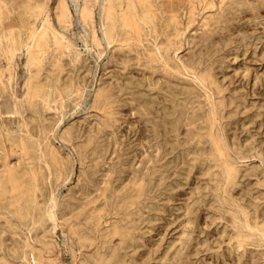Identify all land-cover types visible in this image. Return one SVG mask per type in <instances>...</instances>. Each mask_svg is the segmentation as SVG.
I'll list each match as a JSON object with an SVG mask.
<instances>
[{
    "label": "bare ground",
    "instance_id": "obj_1",
    "mask_svg": "<svg viewBox=\"0 0 264 264\" xmlns=\"http://www.w3.org/2000/svg\"><path fill=\"white\" fill-rule=\"evenodd\" d=\"M96 1L80 0L77 18L87 32L89 43L99 51L101 36L94 19ZM216 1L220 10L205 13ZM261 2L264 0H102L100 11L103 40L122 53L132 54L135 63L141 62L149 73L161 72L148 84L165 89L170 103L163 107L165 117L152 113L147 118L151 122V138H156L160 131H174V139L178 141V127L184 126L185 140L198 145L192 149L190 166L201 161V168L208 175L206 193L211 195L219 215L227 214L231 228L229 242L234 249H244L248 243L264 249V211L259 210L258 202L246 203L234 194L236 191L233 193L242 171L240 163L248 157L261 159L262 153L254 145L241 146L228 136L231 105H242L244 100L224 91L216 76L224 54L220 44L214 43V36L227 28V10L249 8ZM223 3L227 6L223 7ZM200 14H203L200 40L206 47L184 56L180 53L184 34ZM53 17L56 24L52 22L48 0H0V97L8 90L14 97L16 56L24 50L27 72L22 93L29 113L26 119L22 116L16 98L12 106L21 121L18 129L12 130L3 123L0 107V264H61L54 253L53 231L58 220L68 224L70 246L76 245L81 253L79 264H151L148 258L139 257L136 250L142 225L149 223L152 213L158 210L155 197L165 183V176L160 174L155 180L156 172L160 171L155 163L159 152H155V158L148 155L150 163L144 170L131 167L130 173L117 181L124 153H116V160L110 165L106 160L112 139L108 135L118 120L117 104L121 100L114 86L101 84L95 88L90 103L97 113L95 122L86 130L75 125L62 129L59 137L70 143L80 162L79 182L76 189L63 197L56 195L58 184L70 173L71 158L52 141L55 129L46 112L51 107L61 110L65 97H71L75 105L84 92V80L73 70L81 63L80 50H75L71 38L63 31L72 22L66 0H55ZM230 40L225 32L221 40L223 47L229 46ZM121 62L123 66L128 63ZM161 81L164 86H159ZM120 82L117 83L120 88L132 89L130 81L127 85ZM130 92L136 106L144 105L133 96L134 89ZM143 111L150 112L146 106ZM159 140L154 146L150 143V147L160 150L163 139ZM258 183L264 185L262 180ZM258 198L264 200V194ZM192 209L186 203V225L191 223ZM182 237L179 239L183 243ZM83 248L92 250L83 253ZM160 259L166 261L167 253L160 255Z\"/></svg>",
    "mask_w": 264,
    "mask_h": 264
},
{
    "label": "rangeland",
    "instance_id": "obj_2",
    "mask_svg": "<svg viewBox=\"0 0 264 264\" xmlns=\"http://www.w3.org/2000/svg\"><path fill=\"white\" fill-rule=\"evenodd\" d=\"M66 1L72 16V22L68 27L63 29V31L71 38L75 50H80L81 63H78V66L76 65L73 70L79 73V75L81 74L80 77L84 80V92L76 103L77 105H74L71 97H65L61 110L58 109V107H51L46 112V116L51 120L52 128L55 129V134L54 131L52 134V141L59 147L63 154L68 153L71 158L70 173L66 180H61L58 184L56 195L59 198L63 197L68 194L71 189H76L79 182L78 175L80 162L77 156H75L76 153H74V149L69 145L70 143L59 137L62 129L68 127V125H75L76 127H81L82 129L85 128L83 130H86L88 125L95 122L97 113V110L92 108L90 103L92 100L91 95H93L95 88L101 84L111 87L114 86L113 89L114 91L117 89L116 92L119 91L118 93L121 100L118 103L119 105L117 104L118 112L116 115L119 117L116 125H114V131L112 130L110 135H108V138L112 139L110 149L106 153V160L110 165L116 160V153H124L123 155L125 159L121 171L118 172L121 174L117 175V181L124 178V174L126 175L130 173L131 167L137 168L139 166V168L144 170L145 166L150 163L148 155L155 158L154 156L157 152H159L157 157L158 160L155 163L160 171L156 172L155 180H158L157 178H160L161 175L165 176V183H163L157 191V194L160 192V195L158 194L155 197V200L158 201V210L155 209V212L152 213L150 222L146 223V225L143 224L141 227L140 233L142 235L139 238L138 244L140 245H138L136 250L137 255L139 257L148 258V261L151 264H264V249H262V246H251L252 244L248 243L244 245V249L240 247L241 249L235 248L236 250L231 246L229 242L231 228L227 221L228 218H226L228 216H226L227 214H222L223 217L221 214L219 215L212 205L213 202L211 195L206 193L207 188L205 185L208 184V175L201 168V161L197 160L194 165L190 166L193 163L192 149L198 145L185 140L184 126L179 125L178 127L177 138L179 142L174 139V131H167L164 133H161L160 131L156 138L160 139L159 141L163 139V146L160 150L153 148L154 144L158 142V139L151 138V122L147 118H151L152 113L153 115L155 114V116L159 115L165 117L166 109L164 110L163 107L166 105L169 106L170 103L166 98L165 89L155 88L148 84L150 80L155 79V75H160L161 72L149 73L148 69H146L141 62L139 64L135 63L132 54H127V52L122 53L114 48L113 44H109L106 40H103L104 36L101 33L100 15L102 0L96 1L94 9L95 27L98 36L102 37H100L101 49L99 51L93 48L89 43L86 34L87 32L77 18V8L80 0ZM54 3L55 0H48L51 19L52 22L56 24L53 17ZM222 6H227V3H223ZM218 10H220V8L218 6V1H216L213 7L208 8L204 12L211 14ZM229 10L225 12V17L227 19L226 22L228 24L227 28L216 32L214 36V43L218 42L220 44V47H222L220 51L224 54L223 61L216 68V76L219 82L225 87L224 91L231 93L234 96L237 94L239 99L242 98L244 100V104L237 106L235 104L231 105L233 112H231V117L227 124L229 129L228 136L230 139H235V142L241 144V146L252 144L255 146L256 150L258 149L262 153L261 159L258 157H248L243 161L244 164L243 162L242 164L240 163L242 171L239 173L237 183L233 188V193L236 191L234 194L238 196L240 195V200L243 198L245 200L242 201L246 203L258 202L260 204H258V206H260L258 207L259 210L264 211V200L260 199L259 201L258 198V195L260 197L264 194V185L261 186V184L258 183V180L264 182V3L261 2L249 8L243 6L240 10L234 8H230ZM202 15L203 14L197 16V19L184 34V47L182 46L180 49V53L184 56H186L189 51L201 48L204 49L206 47L205 42L200 40L203 31V28L201 27ZM225 32L229 33L231 38L230 45L228 44L229 46L227 47H223V44L221 43L222 36ZM242 36L244 39H242ZM24 59L25 52L24 50H21L16 56L13 84L15 92L14 97L12 98L10 94L11 90H8L7 93H4L0 97L2 121L4 119L3 123L5 125L7 124L8 128H11L12 130H15L16 127L18 129L21 121L12 106L13 101L16 98V100L19 101L22 116L26 119V116L29 114L26 105L23 103L24 100L22 93L24 92L23 80L27 72L26 67L24 66ZM122 60H126L128 62L127 65L123 66L121 62ZM67 72H70L69 68ZM128 81H130L131 88L135 90L133 96H137L144 105L141 104L136 106L135 101L130 98V96H132L130 90L132 89L128 90V88H120V85L117 84L120 82L127 85ZM160 84L161 85L159 86H164L165 83L161 81ZM148 93L150 95H148ZM141 96H144L145 98H142ZM67 104H70V106ZM144 106H146L151 113H144ZM139 107L142 109H138ZM140 111L143 113L141 114ZM66 113H68V115ZM4 114L8 115L6 116ZM11 120L13 122H11ZM161 130H163V128H161ZM150 143L153 146L150 147ZM171 143H173V147H171ZM126 160H129V162ZM127 163L130 166L126 165ZM198 196L201 200L198 199ZM188 202L192 205L193 212L190 217L191 223H187L186 225L185 205ZM67 227L68 224L65 221H57V225L53 231V238L56 243L54 253L58 256L61 264H79L81 253H78L80 250L76 245H73V247L70 246L69 229ZM223 229L225 231H223ZM186 230L188 232L183 233ZM180 236H183V243L179 239ZM179 249L181 251H179ZM90 250L92 249H82V251H84L83 253H86L85 251L89 252ZM164 253H167L166 261L160 259V255ZM26 263L31 264V262Z\"/></svg>",
    "mask_w": 264,
    "mask_h": 264
}]
</instances>
